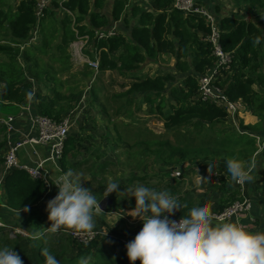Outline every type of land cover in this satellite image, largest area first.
Returning a JSON list of instances; mask_svg holds the SVG:
<instances>
[{
	"label": "trees",
	"instance_id": "trees-1",
	"mask_svg": "<svg viewBox=\"0 0 264 264\" xmlns=\"http://www.w3.org/2000/svg\"><path fill=\"white\" fill-rule=\"evenodd\" d=\"M173 1L49 0L42 15L38 16L39 0H18L14 4L0 0V103L20 105L28 100V92H35L38 113L56 121L80 105L77 124L84 128H71L60 164L64 172L69 169L76 172L87 165L96 179L98 176L105 177V170L115 161L106 158L105 150L98 147L96 134L85 127L87 124L84 125V122L97 120V112L110 113L105 100H124L121 109L138 100L139 111L143 104L148 114L161 117L165 130L173 131L176 140L173 142L160 135L136 138L131 142L125 139L126 130L120 129V123L111 119L112 135L109 131L106 133L111 143L128 144V148L137 143L141 148L132 151L149 153L155 163L167 166L163 171L153 173H158L168 182L167 187H170L167 190L173 194L179 189L171 183L179 177L172 172L177 168L181 170V176L183 173L187 176L188 172L184 170L186 161L239 158L251 166L252 180L245 182V192L257 201L264 196V144L260 148L255 136L240 130L259 135L264 140V27L251 16L264 10V0H234L245 5L248 17L220 14L219 6L196 0L216 13L221 29L220 43L225 51L232 54L229 67L219 68L214 83L230 100L240 101L257 118L256 123L248 124L240 119L238 127L227 109L203 100L199 93V76L212 70L217 60L212 54V43L204 39L210 31L209 24L200 15L177 9ZM113 24L116 25L114 35L95 36L96 30ZM75 29L79 35H89L84 52L90 58H98L97 69L88 63L79 69L73 68L68 47L77 38ZM34 31L40 34L41 42L29 45ZM53 40H56L55 43L49 45ZM46 47L53 52L50 60L46 61L47 68L36 59L37 50L43 52ZM162 54L175 57L173 69L153 75L144 74L145 63H156ZM51 59L62 64L53 67ZM61 70H69L70 75L64 79L56 77L55 74ZM108 70L132 76L142 72L145 76L136 77L127 89L100 96L99 88L104 89L100 75ZM98 102L100 108L96 106ZM116 110L117 107L113 109L115 113ZM120 112L117 110V113ZM226 122H231V131ZM6 130V125L0 121V134H5ZM5 146V140H0V172H3ZM125 149L128 154L132 152ZM128 154L125 153L127 158L131 156ZM138 163L141 167L142 159ZM148 175L143 170L133 171L129 181L133 182L136 177L145 179ZM2 182L7 206L0 207V218L9 216L14 210L38 208L48 190L44 180L34 179L21 169L5 174ZM232 182L224 173L214 182L215 189L222 195L213 212L241 198L239 185L232 190ZM234 183L237 184L236 181ZM157 185L154 184L153 188L159 190L161 187ZM85 187L94 193L99 202L104 203L106 198L112 197L113 202L119 205L117 196L111 193L104 196L102 184L94 190L92 183L87 181ZM178 201L185 206L174 210L173 219L180 218L195 206L180 197ZM128 206L135 210L134 197H131ZM5 228L6 225H0V246L13 247L23 264H43L41 253L45 248L57 257L60 264H77L81 256L88 257L89 264H130L125 243L120 239V235H125L123 232L110 229L112 233H120L119 237H116L117 234L99 235L89 243H81L61 226L59 231H51L50 234H55L48 241L42 239L38 243L36 237L21 233L8 236ZM132 264H140L139 259Z\"/></svg>",
	"mask_w": 264,
	"mask_h": 264
},
{
	"label": "clouds",
	"instance_id": "clouds-1",
	"mask_svg": "<svg viewBox=\"0 0 264 264\" xmlns=\"http://www.w3.org/2000/svg\"><path fill=\"white\" fill-rule=\"evenodd\" d=\"M26 95L31 99L33 93ZM224 166L232 180H252L251 166L247 162L227 158ZM211 167L215 169L212 162ZM51 183L58 187L56 195L46 203L51 226L91 233L95 228V214L101 212V208L94 193L81 186L80 175L69 169ZM118 185L108 180L104 196L116 191ZM125 192L135 198L136 215L133 217L142 221L141 229L125 244L130 264L137 259L140 264H264V229L249 230L231 220L214 222L211 201L191 207L177 220L172 218L174 210L185 205L169 190L137 184L119 194ZM41 254L43 264H60L48 249H42ZM0 264H23V261L13 247L3 245L0 246ZM77 264H89V258L81 256Z\"/></svg>",
	"mask_w": 264,
	"mask_h": 264
},
{
	"label": "rangeland",
	"instance_id": "rangeland-1",
	"mask_svg": "<svg viewBox=\"0 0 264 264\" xmlns=\"http://www.w3.org/2000/svg\"><path fill=\"white\" fill-rule=\"evenodd\" d=\"M8 3L14 4L18 0H7ZM134 1H139L140 3L142 0H134ZM214 2V1H213ZM229 2V7L226 8H234L235 10L240 11H245V8H243L245 5L238 1V2H232L231 0ZM239 4V5H238ZM239 7V8H237ZM246 12V11H245ZM62 14V13H61ZM253 19H255L262 27H264V10H261L259 12H255L253 15H251ZM75 33L77 36H80L77 33V30L75 29ZM56 40L51 41L49 45H53ZM41 42V36L39 33L34 31L33 37L30 38L29 45H35ZM74 43V42H73ZM72 43V44H73ZM83 46V52L84 49L87 45V42H81L79 41L78 43ZM46 47L45 51H40L37 50L36 53V59L39 60V64L45 68H47L46 61L50 60V56L53 53L52 49ZM48 49V51H47ZM77 49V47H76ZM68 51L71 54V61L73 63V68H81V65H83L85 62L82 61L84 58L82 51L80 52L79 48V53H76V51L73 49V46L68 47ZM58 54V52H57ZM85 54V52H84ZM51 63L53 67H58L60 64V61H54L51 59ZM175 63V57L169 55V54H162L159 56V58L156 60V63H145L144 65V71L145 72H152L155 68L158 70L155 71V73H160V72H165V71H171L173 69V65ZM62 64V63H61ZM60 64V65H61ZM64 64V63H63ZM56 77H61L62 79L67 78L68 75H70L69 70H61L58 74H55ZM121 74L117 70H108L104 72L103 74L100 75L103 81V90L99 88L98 92L100 96H106L109 93H112L113 91L116 90H124L127 89L130 86V83L136 78V77H142L145 76L142 72H137L136 74H133L135 76H132L131 74L128 76ZM71 84L73 82L71 81ZM63 88V87H62ZM104 103L108 106V110L110 111L109 114L105 112H101L100 115L98 114V119L91 121L88 119L84 122L85 127L88 129L92 130L96 134V139L99 141V145L101 141L103 142V146H100L102 149L105 150L106 152V158H108L111 161H115L114 163L109 164L108 168L105 170V177L104 176H98V178L94 179L92 172L89 171L87 168V165H83L76 170L75 173H78L81 177V186L85 187L86 182L90 181L92 183V187L94 190H96L97 187H99L100 184L104 185L108 182V180H112L120 185H118V188L116 191L111 192V195L114 197H118V204L117 205L115 202H113L112 197L106 198L104 203L101 202L100 205L102 204L108 209V210H121L125 211L129 214L124 215L126 217V221H129L130 218L135 219L134 216L136 215L135 210L128 208L129 206V200L131 199V195L125 192L124 195H121L119 193L124 192L125 189L135 186L137 184H143L145 186L153 188L154 184H158L157 186L161 187L159 190L162 189H168L167 184L168 182L164 179H162L159 174H154L153 172H158V171H163L167 166L161 165V163L158 162L155 163L154 159L152 157H149V153H145L142 151H132L133 149H140L139 145L137 143L133 145H129L130 147L128 148V144H121L114 142L111 143L110 137L106 135L107 131H109L110 135L111 134V127L112 123L109 122L111 119H114V121H117L120 123V129L121 130H126L125 132V139L130 140L133 142L136 138V140L142 139V138H154V137H159L160 135H164V137L170 138L173 142L176 140V137L173 133V131H166L163 122L161 120V117L154 115V114H148L147 107L145 105H141L142 110L139 111V102L136 100L135 102L126 104L123 106V109L120 108L121 104H124V100H118L115 102H109L108 100H105ZM93 106V105H92ZM98 108H100L99 102L96 105ZM96 106H93L96 108ZM117 107V110H120V113H116L113 111V109ZM18 108L15 105H6L0 103V117H4L5 114H16L18 112ZM94 110V109H93ZM127 111H129L127 113ZM82 112V111H81ZM247 112H250L247 110L246 107H243L241 112L238 114L237 118H235V121L238 122L240 119H243L244 124L248 123H253L251 120V115L249 116ZM80 113V105L78 108L74 111H69L65 117L70 118V122L72 124V127L76 128H84V126L80 127L79 123L77 124V117ZM94 113V111H93ZM112 113V114H111ZM127 113V114H126ZM110 115V116H109ZM134 115L136 117H134ZM134 117V119H133ZM102 118V119H101ZM226 126H229L228 129L229 131L232 130L233 126L231 125V122H226ZM89 126V127H88ZM71 127V128H72ZM228 129H226L228 131ZM71 130V129H70ZM137 136V137H136ZM91 138V136L88 138V140ZM5 140L6 144V133L5 134H0V140ZM102 139V140H101ZM105 139H107L109 142L105 143ZM145 146V145H144ZM143 146V147H144ZM127 148L129 151H132L131 153L128 154V151H124ZM5 151V149H4ZM4 153V152H3ZM126 154L131 155L129 158L126 157ZM123 155V156H122ZM123 157L125 160L123 161ZM141 167H139L138 161H141ZM123 161V162H122ZM211 162L215 165V169L211 167ZM184 170L188 172L187 176L186 174L183 173V175L179 178H176L172 183L171 186H175L176 188L179 189L178 193H175L178 198H182L183 200H189L194 203V205H197L199 203H202L204 201H211L212 202V209L217 207L219 204V199L222 195V192L218 191L215 189V183L213 180L216 179V181L219 179L222 173L227 175L230 180H232L230 174L226 171V168L224 166V161L221 160H215V159H207V160H195V161H186L184 164ZM206 166H208L206 168ZM207 169V170H206ZM139 170H143L149 175L145 178H139L136 177L134 178L133 182H130L129 179L131 177L132 172H138ZM95 171V170H93ZM224 171V172H223ZM222 172V173H221ZM3 172H0V185L3 183ZM183 178L184 180H181ZM218 178V179H217ZM162 182H161V181ZM165 182V183H164ZM213 182V183H212ZM167 183V184H166ZM237 185H239L240 190L245 189V182L244 186L241 187L240 184H236L233 182L230 184L232 190L233 188H236ZM1 187V186H0ZM3 190V197L5 198V193H4V188H1ZM157 190V188H154ZM254 196L256 195L253 193ZM259 196V195H258ZM40 205V204H39ZM4 207V206H0ZM41 208V206H40ZM42 214V213H41ZM110 217L111 214H110ZM3 220H6V218H0V222L4 225H6L5 230L8 232V236H15L16 234L20 233L17 230H22L21 228H13L9 227L7 223ZM109 223H113V221L110 219ZM117 230V229H114ZM140 230V229H139ZM51 231H58L55 229H52L49 231L47 235H45L42 238H38V243H41L43 240L48 241L50 236L55 233H51ZM119 231V230H117ZM130 231V230H128ZM22 234V233H21ZM31 236H36L33 233H30ZM120 234V233H119ZM135 233L132 232L131 234L125 233L126 236L134 235ZM24 235V234H23ZM43 239V240H42Z\"/></svg>",
	"mask_w": 264,
	"mask_h": 264
},
{
	"label": "built area",
	"instance_id": "built-area-1",
	"mask_svg": "<svg viewBox=\"0 0 264 264\" xmlns=\"http://www.w3.org/2000/svg\"><path fill=\"white\" fill-rule=\"evenodd\" d=\"M49 0H39L37 7V15L41 16L42 11ZM174 7L179 10H182L186 13H193L204 17L206 22L210 26L209 33L204 37L205 40L212 43V54L216 57V65L212 70H209L205 74L199 76V93L203 100L216 103L217 105L224 107L229 112L231 118L236 123L235 118L241 112L243 107H245L240 101H232L229 97L223 92V89L218 87L214 80L220 72V69L228 68L232 61V54L229 51H225L222 48L220 43L221 29L219 26V20L216 13L207 7L206 5L197 3L196 0H174ZM78 33V32H77ZM116 33V25H113L109 28L99 29L95 31V36L102 38L114 35ZM89 35L84 34L77 36V38L72 41L71 46L79 53L82 51L84 58L82 61L88 63L90 66L97 69L98 67V58H90L88 55L83 52V45H79V41L87 42L88 44ZM77 47V49H76ZM220 68V69H219ZM29 110V106H24L18 114H6L4 117H0V121L6 125V148L4 152V161H3V175L14 169H21L26 171L32 178L41 179L47 183L49 186L50 172L46 166V163H51L56 167L61 169V158L64 154L66 140L68 138L72 124L69 117H63L60 120H54L51 117L43 114H35L31 117L32 123L37 125V134L22 136L18 139L14 136L15 121L18 115H22L24 112ZM240 131L253 135L257 139V144L261 148L264 144L261 136L249 133L248 131L241 129ZM43 144L47 145L49 152L47 157L41 158L37 156V152L33 149L32 156L34 158H29L26 162H22L19 159V151L24 148L26 145H36ZM182 174L181 170L174 169L172 175L180 177ZM241 187L244 186V182H237ZM246 188V186H245ZM253 206V200L245 192V189L241 190V198L236 199L229 205L225 206L222 210L214 211L215 221L224 222L231 220L234 217H240V215L251 210ZM179 219V218H178ZM177 219V220H178ZM0 225H4L0 222ZM49 228H46L45 231H48ZM72 237L78 240L81 243H89L99 235L114 236L116 233H112L108 230H100L94 228L91 233H79L71 229H65ZM18 232L24 234L25 236H31L28 231L17 230ZM120 235V234H119ZM117 234L116 237H119ZM120 239L123 243L130 241V236L120 235Z\"/></svg>",
	"mask_w": 264,
	"mask_h": 264
},
{
	"label": "crops",
	"instance_id": "crops-1",
	"mask_svg": "<svg viewBox=\"0 0 264 264\" xmlns=\"http://www.w3.org/2000/svg\"><path fill=\"white\" fill-rule=\"evenodd\" d=\"M203 3L208 4V5H217L219 6V11L220 14L227 13V14H236L242 17H248L249 14L245 8V11H240L235 10L234 8H226L229 7V0H202ZM214 1V2H213ZM232 2H236L234 0H231ZM207 5V6H208ZM226 6V7H225ZM209 7V6H208ZM239 8V7H237ZM115 25V24H113ZM144 74H150L153 75L155 74V71L158 69L155 68L152 72L148 73L144 71ZM35 92L33 93L31 99L28 98V100L20 105H16L18 108V112L24 107V106H29V110L24 112L22 115H18L15 121V129L16 131L14 132V136L16 139L22 137V136H27V135H32V134H37V125L32 123L31 117L35 114H39L36 108V100H35ZM16 112V114H18ZM248 115L251 117V120L253 123L257 122V118L253 116L250 112ZM97 114L100 115L99 112ZM6 115V114H5ZM4 115V116H5ZM89 127V126H88ZM103 146L102 143L98 146L100 149ZM33 149L35 152H37V156L41 158H45L48 155L49 148L47 145L43 144H36V145H26L24 148L20 149L19 151V159L22 162H26L31 156ZM5 152V151H3ZM34 158V157H31ZM3 166V165H2ZM47 168L49 169L50 172V178H49V186L46 194L40 201V205L38 204V208H32L28 210H14L13 212H10L7 216L5 217L6 220H3L7 223L9 227L13 228H21L24 231H28L29 233L35 234L36 238L38 239L39 237L42 238L43 236L47 235L50 230L54 229L51 224H49V219H48V212L46 211V203L48 200L52 199L56 193L58 192V187L54 185L51 182L55 181V178L61 174L63 169L56 167L55 165L51 163H46ZM208 166H206L207 168ZM207 170V169H206ZM224 172V171H223ZM222 173V172H221ZM181 177V176H180ZM216 179L214 180V182ZM0 206L6 207L7 205L5 204V198L3 197V190L1 189L2 184L0 185ZM98 200V199H97ZM99 201V200H98ZM99 203V207L101 208V212H97L95 214V228L100 229V230H114L117 229L119 232L123 233H132L135 232L142 227V221L139 219V217H134L133 221L130 218L129 221H126V217L124 215L129 214L125 211H115V210H108L103 204L102 206ZM41 206V208H40ZM136 212V211H135ZM42 213V214H41ZM110 214L112 217H110ZM133 217V216H131ZM112 220L113 223H109V220ZM230 220V219H229ZM227 220V221H229ZM116 221V222H115ZM231 221H238L241 225H243L245 228L249 230H261L264 229V196L259 197L257 201H253V206L250 211L240 215V217H234L231 219ZM217 222V221H214ZM225 222V221H224ZM46 228H49L48 231H45ZM59 228H56L55 230H58ZM61 229V228H60ZM116 230V231H117ZM130 230V231H128ZM59 231V230H58ZM136 234V233H135Z\"/></svg>",
	"mask_w": 264,
	"mask_h": 264
}]
</instances>
